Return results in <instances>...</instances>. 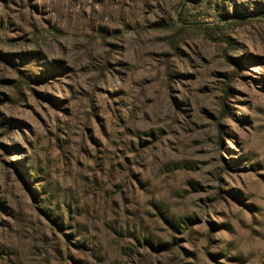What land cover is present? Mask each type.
Instances as JSON below:
<instances>
[{"label": "rangeland", "instance_id": "374dc122", "mask_svg": "<svg viewBox=\"0 0 264 264\" xmlns=\"http://www.w3.org/2000/svg\"><path fill=\"white\" fill-rule=\"evenodd\" d=\"M0 264H264V0H0Z\"/></svg>", "mask_w": 264, "mask_h": 264}, {"label": "trees", "instance_id": "16d2710c", "mask_svg": "<svg viewBox=\"0 0 264 264\" xmlns=\"http://www.w3.org/2000/svg\"><path fill=\"white\" fill-rule=\"evenodd\" d=\"M158 246V245H157ZM158 247H160V246H158Z\"/></svg>", "mask_w": 264, "mask_h": 264}]
</instances>
